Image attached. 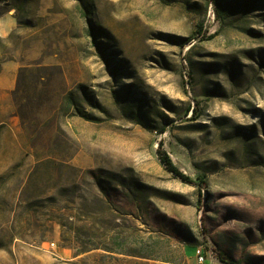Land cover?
I'll list each match as a JSON object with an SVG mask.
<instances>
[{
    "label": "rangeland",
    "instance_id": "374dc122",
    "mask_svg": "<svg viewBox=\"0 0 264 264\" xmlns=\"http://www.w3.org/2000/svg\"><path fill=\"white\" fill-rule=\"evenodd\" d=\"M219 252L264 264V0H0V264Z\"/></svg>",
    "mask_w": 264,
    "mask_h": 264
},
{
    "label": "trees",
    "instance_id": "16d2710c",
    "mask_svg": "<svg viewBox=\"0 0 264 264\" xmlns=\"http://www.w3.org/2000/svg\"><path fill=\"white\" fill-rule=\"evenodd\" d=\"M217 5V4H216ZM200 32V31H199ZM213 35H208L206 39H213ZM191 39H188L186 42H189ZM163 163L172 171L173 175L183 181H189V177H187L182 171H180L172 162L171 158L167 154H163L161 156ZM205 258L206 255L203 252ZM219 256L221 260L227 264H236L232 257L228 256L225 253L219 252Z\"/></svg>",
    "mask_w": 264,
    "mask_h": 264
},
{
    "label": "built area",
    "instance_id": "2783aa9c",
    "mask_svg": "<svg viewBox=\"0 0 264 264\" xmlns=\"http://www.w3.org/2000/svg\"><path fill=\"white\" fill-rule=\"evenodd\" d=\"M51 246L54 247L55 244L52 243ZM196 253H197V256H198L199 262H200V263H203L204 260L206 259L205 256H204V254H203V250H202V249H198V250L196 251Z\"/></svg>",
    "mask_w": 264,
    "mask_h": 264
}]
</instances>
